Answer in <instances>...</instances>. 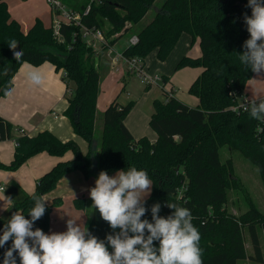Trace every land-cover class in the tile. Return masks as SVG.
<instances>
[{
  "label": "trees",
  "instance_id": "16d2710c",
  "mask_svg": "<svg viewBox=\"0 0 264 264\" xmlns=\"http://www.w3.org/2000/svg\"><path fill=\"white\" fill-rule=\"evenodd\" d=\"M59 1L80 14L81 24L87 27L103 31L101 24L106 21L110 31L104 34L109 44L114 45L120 38L127 39L122 52L128 57L145 58L156 51L157 59L163 62L182 34L191 37V45L197 41L199 55L183 56L176 69L186 66L201 69L188 88L198 104L190 107L173 96L154 100L148 124L156 138L150 141L146 136L133 138L124 123L133 102L121 105L116 98L102 113V128L96 144L99 56L81 41L78 27L64 22L60 23L58 36L53 34L52 25L47 27L38 18L23 32L20 23L11 17L6 0H0V99L10 93L12 78L23 63L35 67L45 62L52 64L56 72L66 73V77L61 76L67 101L63 115L73 133L87 145L86 153L82 154L74 140L63 142L47 130L33 137L17 138L12 160L0 165V169L15 171L28 158L42 152L59 158L71 152L72 157L58 160L37 180L31 193L16 185L4 187V194L12 204L9 213H22L30 219L28 211L34 205L33 196L43 199L61 178L73 171H81L85 178L97 179L102 170L111 176L118 170L135 166L145 170L152 181L150 194L145 199L148 212L142 219L151 222V206L156 203L161 205L159 215L163 217L173 211L166 203H177L190 210L192 224L201 234L203 264H237L243 259L264 264V214L250 204L238 216L226 210L227 191L233 181L226 174L230 161L224 163L220 159V148L225 146L246 154L251 149L264 155V141L255 134L257 120L250 116V110H231L244 95L246 83L253 74L241 64L238 55L245 50L243 44L249 38L244 22L245 14L251 15L248 0ZM114 34L120 35L111 37ZM132 35L137 37V42L130 46L128 38ZM13 40L18 43V51L23 52L19 60L12 57L14 50L9 44ZM162 79L164 83L167 80L163 76ZM148 88L145 86V91ZM12 138V125L0 117V141ZM256 164L264 187V167ZM91 167L95 168L94 175ZM90 203L85 227L104 240L113 230L92 208V200ZM61 204L60 197L45 203V214L34 223L33 230L40 228L47 233L50 213ZM74 204L79 209L85 207L80 198L74 199ZM7 222L0 218V235ZM244 229L249 239V253L244 245ZM11 243L9 240L0 248V264ZM14 255L19 264L18 254Z\"/></svg>",
  "mask_w": 264,
  "mask_h": 264
},
{
  "label": "clouds",
  "instance_id": "9594fccd",
  "mask_svg": "<svg viewBox=\"0 0 264 264\" xmlns=\"http://www.w3.org/2000/svg\"><path fill=\"white\" fill-rule=\"evenodd\" d=\"M247 6L251 15L245 14L244 22L249 38L238 55L241 64L259 74L264 71V0H248ZM17 44L13 40L9 47L15 50ZM22 55V51H14L16 60ZM27 79L40 85L45 77L34 69L27 73ZM245 107L253 119L264 122V99H253ZM151 188L148 173L135 166L111 176L103 170L98 174L88 193L92 208L113 230L104 240L74 219L67 220L63 232L33 230L46 211L45 200L33 196L34 205L28 211L31 218L15 212L3 228L0 248L12 241L3 264H17L14 253L19 264H203L201 234L192 224L189 209L167 202L166 207L173 211L163 217L159 215L161 205L156 203L151 206V222L142 219L148 212L145 197Z\"/></svg>",
  "mask_w": 264,
  "mask_h": 264
},
{
  "label": "crops",
  "instance_id": "0c3cea01",
  "mask_svg": "<svg viewBox=\"0 0 264 264\" xmlns=\"http://www.w3.org/2000/svg\"><path fill=\"white\" fill-rule=\"evenodd\" d=\"M44 2L46 3V0H44ZM32 3L33 0H6L11 17L17 20L20 25H22V21L26 17H20L18 12L21 14L26 12L27 18H29L32 16L29 9L30 7L33 9L32 5L30 6ZM49 11L51 16H53L51 9ZM34 18L32 19V22ZM41 19L44 22V19H48V16H43ZM27 20L28 19H26L25 22ZM53 20L54 17L51 23H53ZM44 25L47 26L45 23ZM47 27H49V25ZM21 29L23 32H26L29 28L25 30L21 26ZM120 34L117 35L119 36ZM190 38V36L182 34L170 53H176L179 60L186 55L190 57H197L200 53L198 43L191 49V44H189ZM126 42L127 39L120 38L114 44V47L118 51L122 52ZM98 56L99 61V59L103 58L105 55L100 54ZM34 69H38L44 74L45 79L40 85H34L27 79V73ZM154 72L155 74H160L158 71ZM102 75L103 74H101V77ZM163 77L166 78L167 76ZM166 79L168 80V77ZM12 83V89L8 96L0 99V117L12 125L13 136L10 140L0 141V165H7L12 160L17 138L24 135L33 137L37 133L44 130L51 132L63 142L74 140L81 153H86V143L73 133L68 119L63 115V112L67 107V101L64 98L66 87L52 64L45 62L35 67L28 63H23L14 74ZM168 86H170V83L168 82L166 85L165 82L163 85V92L170 91L172 96L175 97L173 94V91H175L173 86H170L169 88ZM262 95H264V88H262V91L254 96H249L244 92V96L248 99H255ZM111 102H109V104ZM97 104L98 102H96L95 123L101 122L102 125V112L97 110ZM196 104H198L197 98H195V104L193 103L190 105H195L196 107ZM100 114L101 120L97 121V116ZM124 123L133 138L138 139L144 135L150 141L155 140V133L150 128L148 129L144 123L141 125V123L135 119L129 121L128 116L125 118ZM101 125L99 126V129L101 128ZM71 157V152L66 153V155L61 158L42 152L28 158L15 171L0 169V218L9 220L15 213H9L12 204L4 194V187L8 185H16L25 192L31 193L35 189L37 180L58 160L69 159ZM90 172L94 175L95 168L91 167ZM95 180L96 179L93 176L85 178L81 171H73L61 178L56 187L43 196L46 204H49L52 199L56 197H60L62 199V204L59 207L53 208L50 213L49 228L47 233L66 231V222L68 219H74L80 223L81 227H85V222L89 214H87L84 209L87 202L91 200L88 189L95 186ZM76 198L84 200V209H79L75 206L74 199Z\"/></svg>",
  "mask_w": 264,
  "mask_h": 264
},
{
  "label": "rangeland",
  "instance_id": "374dc122",
  "mask_svg": "<svg viewBox=\"0 0 264 264\" xmlns=\"http://www.w3.org/2000/svg\"><path fill=\"white\" fill-rule=\"evenodd\" d=\"M162 1L163 0H157L156 3H161ZM31 5L33 9H31V7L29 9L32 16L29 18H27L26 12L24 14L18 12L20 17H26L22 21V28L27 30L29 26H31V22L34 17L38 19L40 18L42 21L41 18H43V16L45 17L46 15L48 16V19H44V22L42 21V23H45L47 26H51L53 16H51L49 11L51 9L50 6L45 3L44 0H33V3L30 4V6ZM148 15L151 17L152 13H149ZM26 19H28L26 21L27 23L25 22ZM101 25L104 33L107 35V32L110 31L109 24L103 20ZM113 36H116V34ZM190 43L191 38L189 44ZM195 44H197V41L192 43L191 49ZM178 62L179 59L177 58V54L174 52L170 53L166 60L160 62L156 57V52L151 51L145 57V72L150 76L155 74L154 71H158L161 75L165 77L167 76L168 80H166V85L169 82L170 86H173L175 90L173 91L175 98L188 106L195 107V105H190L193 103L195 104V97L189 94L188 88L196 76L200 74L201 69L198 67L189 66L176 69ZM97 64L100 74H103L100 80V91L97 98V110L103 113L109 102L113 101L116 97L117 102L121 105L133 102V106L127 115L129 121L135 119L136 121L140 122L141 125L144 123V125L149 129L148 123L149 117L153 110V101L156 99L161 101L165 100L166 95L163 93L162 89L159 86L152 84L151 87L145 91V85L141 84L139 79L134 75L128 73H115L114 71L110 70L106 56H103V58L99 59ZM61 73L62 71L59 70L58 74L60 77ZM170 86H168V88ZM262 88H264V71L259 74L253 72L250 80L246 83L244 92L249 96H254L255 94L261 92ZM67 94H69V92H67ZM100 120L101 114L97 116V121ZM100 125L101 122L95 123L94 141L96 144L99 141V132L102 128L101 125V128L99 129ZM220 159L224 163L230 161V164L226 169V174L233 181L229 184V189L227 191L226 210L232 215L238 216L239 214L243 213L250 204L264 214V187L262 185L258 173V166L256 164V162L258 164L261 163L264 167V155H261L258 152H253L251 149L246 154L242 153V151L238 149L225 146L220 148ZM115 173H113V175ZM84 210L87 214L91 212L90 201L87 202ZM243 236L246 252L249 253L250 244L245 229L243 230ZM237 264L259 263L250 261L249 259H243L239 260Z\"/></svg>",
  "mask_w": 264,
  "mask_h": 264
},
{
  "label": "built area",
  "instance_id": "2783aa9c",
  "mask_svg": "<svg viewBox=\"0 0 264 264\" xmlns=\"http://www.w3.org/2000/svg\"><path fill=\"white\" fill-rule=\"evenodd\" d=\"M46 3L50 6L54 20L52 23L53 34L59 35L60 23L64 22L67 25H73L79 28L81 41L90 48L95 56L104 54L109 63V69L115 73L131 74L137 77L141 84L150 86L152 84L159 86L163 91V79L159 74L147 75L145 72V61L144 58L137 56H125L123 52L118 51L114 45L109 44V40L105 37L102 30L95 27H87L81 24V15L69 10L67 7L61 4L59 0H46ZM89 6L84 11V15L88 12ZM117 36V34H116ZM113 36V37H116ZM137 37L132 35L128 38V44L130 46L135 45ZM61 76L66 77V73L62 71ZM166 98L171 97L170 91L166 92ZM264 99V95L255 98ZM253 99H248L244 95L238 98V104L231 106L233 112L247 111L246 105L250 104ZM255 134L257 138L264 141V122L256 121ZM2 189V188H1Z\"/></svg>",
  "mask_w": 264,
  "mask_h": 264
},
{
  "label": "water",
  "instance_id": "95a60500",
  "mask_svg": "<svg viewBox=\"0 0 264 264\" xmlns=\"http://www.w3.org/2000/svg\"><path fill=\"white\" fill-rule=\"evenodd\" d=\"M18 45H17V47H16V49L14 50V51H18ZM14 51H13V54H12V57H14Z\"/></svg>",
  "mask_w": 264,
  "mask_h": 264
}]
</instances>
